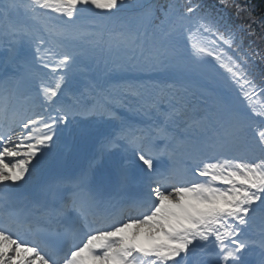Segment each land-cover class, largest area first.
<instances>
[{"label":"snow or ice","instance_id":"1","mask_svg":"<svg viewBox=\"0 0 264 264\" xmlns=\"http://www.w3.org/2000/svg\"><path fill=\"white\" fill-rule=\"evenodd\" d=\"M106 20L119 28L104 43L124 53L109 71L157 72L159 80H125L111 90L120 96L91 82L83 91L74 86L72 69L85 45L101 44L96 29ZM238 39L222 16L193 0H0V58L25 70L43 109L9 116L17 88L0 78V264H249L258 223L264 264V108L256 104L264 86ZM129 98L158 122L147 129L121 122L93 164L49 186L58 203L40 218L12 206L4 191L50 163L65 127L81 116L114 117L107 105ZM117 148L125 153L117 183L141 189L119 206L105 195L112 171L95 168Z\"/></svg>","mask_w":264,"mask_h":264},{"label":"trees","instance_id":"2","mask_svg":"<svg viewBox=\"0 0 264 264\" xmlns=\"http://www.w3.org/2000/svg\"><path fill=\"white\" fill-rule=\"evenodd\" d=\"M257 2L259 3L261 10L264 12V0H258Z\"/></svg>","mask_w":264,"mask_h":264}]
</instances>
